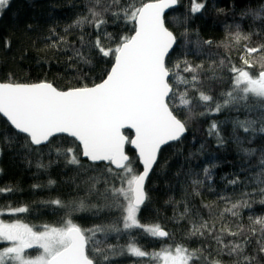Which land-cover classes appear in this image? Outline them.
<instances>
[{"label":"trees","instance_id":"16d2710c","mask_svg":"<svg viewBox=\"0 0 264 264\" xmlns=\"http://www.w3.org/2000/svg\"><path fill=\"white\" fill-rule=\"evenodd\" d=\"M152 1L6 0L0 82L59 91L97 85ZM177 2L164 18L175 37L165 60L167 105L186 134L160 151L137 224L126 225L127 182L141 172L128 146L129 162L115 171L83 160L66 136L33 147L0 117L5 223L77 227L94 264H161L176 250L188 264H264V96L234 82L240 72L258 80L264 71V0ZM2 248L0 264H11Z\"/></svg>","mask_w":264,"mask_h":264},{"label":"water","instance_id":"95a60500","mask_svg":"<svg viewBox=\"0 0 264 264\" xmlns=\"http://www.w3.org/2000/svg\"><path fill=\"white\" fill-rule=\"evenodd\" d=\"M177 0L144 4L134 19L135 30L116 51L105 79L84 89L59 91L51 84L0 82V117L33 147L50 139H73L81 158L122 171L129 162L127 146L135 153L141 172L131 184V205L145 202V184L160 151L179 141L186 129L171 112V94L165 60L175 45L164 18ZM264 84V71L258 74ZM124 131L132 134L130 140ZM68 245L47 264H94L87 256V242L77 227L66 230ZM156 236L165 239L164 231Z\"/></svg>","mask_w":264,"mask_h":264},{"label":"rangeland","instance_id":"374dc122","mask_svg":"<svg viewBox=\"0 0 264 264\" xmlns=\"http://www.w3.org/2000/svg\"><path fill=\"white\" fill-rule=\"evenodd\" d=\"M6 0H0V6ZM235 86L244 93H250L257 96H264V84L251 77L248 73L240 72L236 74ZM129 170V169H127ZM136 176H132L127 182L128 206L126 211V225L128 227L137 224L135 220L136 208L131 205V184ZM70 225L66 227L48 228L41 231H35L24 224H7L0 217V243L6 258L4 262L11 264H47L50 257L62 250L68 245L65 232ZM157 230L152 231L156 235ZM39 250L38 255L31 256L29 253ZM161 264H188L186 254L176 250L172 254L162 257Z\"/></svg>","mask_w":264,"mask_h":264}]
</instances>
